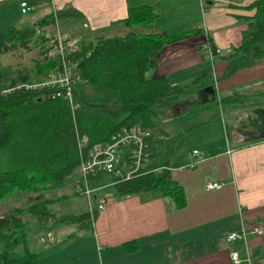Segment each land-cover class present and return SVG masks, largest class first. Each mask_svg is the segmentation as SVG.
Here are the masks:
<instances>
[{
  "label": "crops",
  "instance_id": "0c3cea01",
  "mask_svg": "<svg viewBox=\"0 0 264 264\" xmlns=\"http://www.w3.org/2000/svg\"><path fill=\"white\" fill-rule=\"evenodd\" d=\"M22 1L33 7L28 14L21 13ZM252 1L0 0V30L33 24L72 7L84 18L68 23L83 28L91 38L129 32L192 31L190 36L161 51L154 76H165L172 85L179 86H192L204 76L199 90L208 85L216 90L215 104L192 113L188 111L191 104H187L185 114L174 117L173 120L203 116V120L192 119L189 127L196 135L191 136L193 143L185 151L174 147L160 151L162 137L156 138L153 126L150 127L152 162L159 166L158 170L169 169L183 187L187 199L184 208H176L170 199L149 192L121 198L112 194L106 198L105 210L94 218L91 233H85L78 224L56 227L51 231L54 239L69 228L80 229V238H69L60 249L36 258L33 264H233L232 252L239 254L244 261L241 264H264V235H250L246 242L226 241L227 233L241 221L264 228V139L250 141L253 137L242 132L240 126L254 108L264 107V58L221 79L229 65L222 55L241 45L248 24L239 15L254 13L245 8ZM141 4L151 5L158 15L151 25L127 27L119 22L127 16L129 6ZM84 23L88 28L82 26ZM211 43L221 49L220 56L208 54ZM185 94L195 100H207L203 94ZM235 95L241 100L227 101L230 105L226 108L223 99ZM214 106L225 113L229 125L221 126ZM165 113L170 115V110ZM175 135L174 130L164 138L173 144ZM194 149L203 161L191 169L187 165L195 157ZM209 182L222 186L211 189L207 187ZM134 240L136 248L127 251L125 243ZM42 244L46 243L40 238L29 246L40 251Z\"/></svg>",
  "mask_w": 264,
  "mask_h": 264
},
{
  "label": "trees",
  "instance_id": "16d2710c",
  "mask_svg": "<svg viewBox=\"0 0 264 264\" xmlns=\"http://www.w3.org/2000/svg\"><path fill=\"white\" fill-rule=\"evenodd\" d=\"M245 8L254 13L239 15L247 22V29L241 45L222 55L229 65L221 79L264 58V0H253ZM157 16L151 5L141 4L129 6L127 16L119 22L127 27L149 26ZM56 17L67 24L69 20L80 22L84 18L72 7L57 11ZM54 21V15H49L33 24L0 30V57L18 48L32 49V45L45 55L44 60L35 62L31 69L13 71L0 62V202L16 192L30 194L27 208L14 207L0 215V264H33L36 258L63 246L53 244L40 251L31 249L27 221L22 218L26 214L37 219L35 229L44 235L61 225L78 224L84 231L92 227L98 211H94L93 216L89 210L57 216L52 206L67 195L56 199L43 197L44 192L60 190L79 178L81 161L87 158L93 146L108 142L125 126L139 124L150 128L152 120L166 110H170L171 116H179L185 114L187 104H191L188 111L192 113L216 103V100H195L185 94L202 96L199 81L205 79L204 76L192 86L172 85L167 77L154 76L161 51L190 36L192 31L181 34L129 32L99 36L95 40L83 35L79 50L70 55L82 77L72 91L76 106L63 96L53 98V92L59 90L57 87H25L61 68L59 56H46L47 39L42 34L37 35V29ZM209 46L216 49L212 43ZM229 100L241 99L235 95L223 102ZM152 137L148 138L151 150ZM259 140L263 139L250 141ZM153 156L152 151L149 166L130 178L115 179L107 173H99L92 179L91 186L99 187L112 180L114 184L104 189L111 187L118 198L149 192L170 199L176 208H184L187 199L183 187L173 179L169 169H157L159 166L152 162ZM75 173L76 178H72ZM136 243L137 240L128 241L125 248L132 252Z\"/></svg>",
  "mask_w": 264,
  "mask_h": 264
},
{
  "label": "built area",
  "instance_id": "2783aa9c",
  "mask_svg": "<svg viewBox=\"0 0 264 264\" xmlns=\"http://www.w3.org/2000/svg\"><path fill=\"white\" fill-rule=\"evenodd\" d=\"M20 7L22 14H28L33 10V7L26 1H22ZM53 15L55 17L54 23L37 29V35L42 34L47 39L46 56L48 58L59 56L61 68L50 72L43 80L33 85H25V87L36 89L57 87L59 90H55L52 97L63 96L64 99L74 105L72 96L73 87L76 83L78 84L82 81V77L76 68L75 62L71 60L70 55L79 50L82 35H70L61 30V20L56 17V12ZM83 27L88 28V25L84 23ZM48 28H53V30L48 31ZM215 48V50H212L210 47L208 49V54L211 57L222 53L221 49ZM151 135L152 130L142 125L125 126L114 133L108 142L95 145L89 150L87 158L81 161L78 169L79 178L76 180L75 190L78 195L87 198L90 207L89 211L92 216L94 211H98L99 213L105 210L107 206L106 197L97 196L95 193L114 184L111 180L99 187H93L91 186L92 179L99 173H107L115 179L130 178L138 171L145 170L151 163L152 150L148 141ZM228 152L230 153V150ZM193 155L195 156L194 159L187 165L191 169L196 168L203 161V158L199 156L198 150L194 149ZM221 186L219 183L211 182L207 185L211 189L220 188ZM250 235L263 236V226L257 223L248 224L241 221L235 230L227 233L226 241L228 243L246 242ZM41 241L53 242V234L49 232L45 237L41 238ZM231 259L233 264L244 262L237 252L231 253ZM246 260L250 261L249 258Z\"/></svg>",
  "mask_w": 264,
  "mask_h": 264
},
{
  "label": "rangeland",
  "instance_id": "374dc122",
  "mask_svg": "<svg viewBox=\"0 0 264 264\" xmlns=\"http://www.w3.org/2000/svg\"><path fill=\"white\" fill-rule=\"evenodd\" d=\"M84 24H82L83 26ZM60 29L65 31L66 33L70 35H86V39H94L89 37L88 33L86 30L82 28L80 30V27L77 26L76 24H67L63 23L62 21L60 22ZM53 28H48V31H52ZM88 35V36H87ZM84 39V38H82ZM32 49H27V48H18L16 50L10 51L6 54H3L0 57V62L1 64L5 66L11 67L13 71H18V70H24V69H31L32 66L35 64V62L40 61L42 62L44 60L45 55H41V49L39 47H33L31 46ZM225 107L228 108L230 103L224 102ZM218 114L219 119L221 118V126L224 127V124L229 125V122L227 118L225 117V113L222 112L220 107L214 106L212 107ZM206 113V112H205ZM175 116L168 115L166 113H161L157 115L153 120V128L154 132L156 133L155 136L157 137H162L160 139V151L165 152L168 150L170 147H174L176 149H181L185 151L187 148H190L191 144L193 143V140L191 138L192 135H196V132H191V128L189 127L192 119H199L203 120V116H187V117H182L178 120H173ZM217 119V116H216ZM176 121V122H173ZM214 125H218L215 123ZM176 131L175 138L173 140V144L171 141L166 140L164 137L165 135H170L173 131ZM191 133V134H190ZM76 173L73 175L72 178H76ZM70 181H67L68 183ZM75 186H76V181L74 180L70 185L62 187L60 190H53L49 192H44V197L43 198H52L56 199L58 197H62L63 195H67L65 199L62 201H58L53 204V211L55 212V215H66L69 213H74V214H79L84 211H88L90 209L89 207V202L86 197L76 195L75 192ZM113 194L112 189H102V191H99L97 193L98 196H105L108 198ZM33 195V194H32ZM36 195V194H34ZM30 194H25V193H20L16 192L15 194L12 195L11 198L1 201L0 202V215H4L7 213L8 210L14 207H21V208H27V200L29 198ZM95 204V203H94ZM24 221H27V226H28V233H29V244H34L35 242H38L40 238L45 237L43 232H38L35 228L37 227V219L33 217L30 214H26L22 216ZM49 225V223H48ZM74 227V226H73ZM77 228H69L68 231L64 232H59L56 238L54 239L53 242H42L46 244H42L41 247H48L52 246L53 244H63V246L69 242V238L76 240L79 237V232ZM93 231V228L90 226L87 230H85V233H91ZM76 232V233H75ZM72 233V235H70ZM41 235V237H40ZM68 235H70L68 238H66ZM64 236V237H63ZM62 247V246H61ZM60 247V248H61ZM40 248H37L39 250ZM59 249V248H58ZM56 251V250H55ZM50 252L48 254L54 253Z\"/></svg>",
  "mask_w": 264,
  "mask_h": 264
},
{
  "label": "water",
  "instance_id": "95a60500",
  "mask_svg": "<svg viewBox=\"0 0 264 264\" xmlns=\"http://www.w3.org/2000/svg\"><path fill=\"white\" fill-rule=\"evenodd\" d=\"M207 98V102H213L216 99V90L213 85L205 86L199 90ZM242 132L247 136L256 139H264V107H256L251 114L241 123Z\"/></svg>",
  "mask_w": 264,
  "mask_h": 264
}]
</instances>
